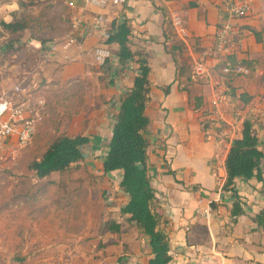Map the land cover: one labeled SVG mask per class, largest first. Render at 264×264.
<instances>
[{
    "label": "rangeland",
    "instance_id": "obj_1",
    "mask_svg": "<svg viewBox=\"0 0 264 264\" xmlns=\"http://www.w3.org/2000/svg\"><path fill=\"white\" fill-rule=\"evenodd\" d=\"M256 1L255 7L258 4L264 8V0ZM67 8L62 0H0L1 40L14 41L12 48L0 51V96L4 92L11 94L12 85L25 79V84L31 90L40 91L46 99L43 119L33 139L22 148L13 164L0 171V264H143L150 256L148 239L121 213L120 206L126 203L127 196L113 185L115 178L120 181V174L112 173L107 180L108 175L99 171L95 160L105 151L101 148L105 143L96 142L95 147L93 143L86 145L83 149L85 158L76 169L55 172L39 181L33 180V174L28 169L29 162L41 156L57 136L95 135L93 117L98 118L100 113L97 111L107 102L105 92L112 80L108 66L101 68L93 59L92 63H87L90 64L89 70L76 72V61L72 55L69 60L43 62L40 46L60 39L69 31ZM250 15V22L258 18V13ZM14 18L28 22V29L10 34L1 22H10ZM224 18L228 21L226 15ZM245 18L241 23L233 21L234 28L239 31L235 37L237 52H244L248 57L251 50L256 69L252 71L246 66L250 74L231 76L244 79L254 88V98L247 106L254 112L253 127L263 140L261 144L264 150V37L262 42L254 41V30L262 26L264 20L260 17L255 25L247 24L249 21ZM189 41L193 52L199 50L202 53L194 61L191 51L186 50L182 58L192 61L188 74H192L195 79L193 84L197 86L189 93L191 104L196 105L194 97L203 96L205 87L211 86L208 78H194L196 64L204 62L212 67L213 76L220 80H223V72L218 57L209 51L215 39L203 49L196 48L192 38ZM65 70L68 71L66 75L63 74ZM206 103H209L208 100ZM206 109L210 110L209 107ZM242 116L239 117L241 120ZM218 122L220 131L230 126L229 123ZM107 125L104 123L106 132L103 134L108 135L110 141ZM225 135L222 147L227 148L229 131ZM150 148L156 154V149L167 151V144L165 141H152ZM168 149L167 155L171 156L174 149ZM103 158L104 155L101 161ZM168 159L165 158V162ZM215 191L221 193L217 183ZM200 201L198 208L202 207ZM227 207L224 204L220 207L222 217L219 221L228 214ZM213 213L210 218L217 217ZM109 220L121 225L119 232L108 228ZM222 232L227 235L228 229ZM261 238L264 239V232H261Z\"/></svg>",
    "mask_w": 264,
    "mask_h": 264
},
{
    "label": "crops",
    "instance_id": "obj_2",
    "mask_svg": "<svg viewBox=\"0 0 264 264\" xmlns=\"http://www.w3.org/2000/svg\"><path fill=\"white\" fill-rule=\"evenodd\" d=\"M70 1L74 2L76 9L85 10L89 19L94 16L96 10L86 5L84 0H62L63 4L66 5ZM191 1L198 3L196 6L190 7L189 2ZM222 2L223 0H128L122 6H110L106 10L114 20L125 18L129 20L131 25L129 42L131 50L133 52L146 50L149 53V62L152 67L151 79L158 86L170 85L168 93H165L162 88H153V100L146 110L151 119V124L145 134L149 142V172L152 176V184L157 202L163 207L168 220L167 226L171 241L170 253L173 256L170 264H264V239L261 238L264 226H259L255 220V216L261 210H264V160L260 166L262 180L256 177L249 180L236 179L235 191L241 198L246 213L239 218L237 223H233L230 216L232 198L229 193L221 195L222 191L219 194L215 191L216 180L212 173L213 155L218 150L214 141L215 136L220 131L218 129L220 123H217L211 131L209 141L204 140L203 130L200 126L203 119L202 110L209 107L206 101L209 102L211 86L207 85L205 87L203 96L201 94V96L194 97L195 99L200 97L203 103L201 109H196V105L191 104V93H189L190 90H196L197 85L193 84L195 79L188 81L185 75L179 76L173 56L165 49L166 45L171 46L172 43H179L184 46L183 55L184 51L190 50L194 61L201 57L202 53L198 52L199 50L193 52V46L189 40L192 38L195 47L198 49L209 47L214 42L217 28L222 22H225ZM70 8L69 6L67 8L69 17ZM173 11L179 12L183 17L190 35L187 40L180 38L171 24V13ZM257 13L258 18L253 22L249 21L251 15L244 17L246 21H249L246 23L256 25L260 17L264 20V8H261L258 4L251 14ZM244 18L235 20V22L241 23ZM259 28L258 31L261 30ZM165 30L169 32L171 37V41L167 43ZM98 42V35L92 30H88L81 38L79 45L71 49L70 55L76 61L74 66L76 72L84 73L89 70L87 68L90 64L87 63H92L94 59L93 49ZM109 45L112 49V58L107 65V71L111 73L112 80L105 92L107 102L102 104L100 110L97 111L100 113L98 118L97 116L93 117L95 120L93 125L95 126V135H89L91 139L89 145L93 143V147H95L96 142L105 143L101 147L105 151L101 152V156L95 160L100 168L99 171L104 175H108L107 180L110 179L112 173L120 174L121 177V172L104 173L103 171L101 157L105 155L109 143L108 135L104 136L103 134L106 132L104 123L108 124L107 134H111L118 99L121 93L132 85L137 68V65L133 64L122 67L117 59L118 45L116 43H110ZM249 53L250 56L247 57L246 53H240L239 51L232 57L235 59L254 58L251 50H249ZM58 59H63V57L58 55L56 60ZM185 61L188 65H191L192 61ZM217 61L221 60L217 58ZM67 73V70L63 71L64 75ZM221 78L227 83L232 82L238 92L247 91L254 96L253 86L244 79H238L231 75L228 77L225 74H222ZM63 79H65L64 76ZM179 82H182V85L186 86L187 89L182 90ZM113 109L114 112H111ZM229 130H231L230 127L224 129L223 133L225 134ZM152 141H165L167 151L156 149L155 154L150 148ZM260 141L263 140L260 138ZM228 146H230V141ZM170 147L174 150L172 155L168 156V148ZM260 147L263 149L262 144ZM165 158L166 160L169 158L168 162L176 171L175 176L168 171ZM119 182L115 178L113 185L116 189H120ZM181 182L185 184L199 183L202 188L198 192L188 191L185 184ZM119 192L124 193L121 190ZM210 199H218L217 201L228 206V214L224 219L219 221V218L222 217L220 215L222 205L216 212L217 217L215 218L214 216L206 218L203 214H200L202 209H200L201 207L198 208L199 201L203 200V202L209 203ZM215 219L217 220L215 221ZM229 221L231 224H225ZM225 228L228 229L227 235L222 232ZM257 234L258 236L252 239ZM148 259L143 264H147Z\"/></svg>",
    "mask_w": 264,
    "mask_h": 264
},
{
    "label": "trees",
    "instance_id": "obj_3",
    "mask_svg": "<svg viewBox=\"0 0 264 264\" xmlns=\"http://www.w3.org/2000/svg\"><path fill=\"white\" fill-rule=\"evenodd\" d=\"M198 2L191 1L189 6H196ZM3 28L10 34H15L28 29V22L14 18L10 22L2 21ZM131 25L128 19H115L112 23L110 38L107 43L118 45L117 59L122 67L133 64L137 65L132 85L123 91L118 99L114 123L111 132V139L107 146L102 164L104 173L121 172L119 188L126 194L127 201L120 208L121 213L135 225L139 233L148 239L150 257L147 264H170L173 260L171 251L170 231L168 220L163 207L157 202L155 189L152 184V176L149 172V142L145 136L150 127L151 119L147 115V107L153 100V88H162L165 93L170 90V85L158 86L151 79L152 67L149 62V53L146 50L133 52L129 45ZM264 35V24L261 30H254L257 42H262ZM0 51L9 50L13 47V40H1ZM166 43L171 41L169 32L165 30ZM182 44L172 43L166 45L165 49L170 53L176 63L179 76L187 75V80L193 79L188 74L191 66L183 60ZM221 64H243L254 71L256 63L253 59H235L230 57ZM226 88V98L231 102H241L249 105L254 96L248 92H238L232 82L223 81ZM182 90L187 87L179 82ZM264 96V92H263ZM200 97H196V109H201L203 103ZM203 119L200 122L203 130V138L209 141L211 131L216 127L218 120L213 117L208 109L202 111ZM253 110H249L242 123L240 136L231 141L226 157L225 168L226 178L221 188L223 193H229L232 198L230 216L233 223L245 215L244 204L235 191L237 178L249 180L256 177L263 179L260 166L264 160V150L261 149V141L253 127ZM226 135L219 131L215 136V145L219 148L223 145V137ZM91 142L90 136L86 134L57 136L48 146L46 151L39 157L33 158L28 169L33 174V180L39 181L49 177L55 172H64L79 167L80 162L85 158L84 147ZM166 167L170 174L176 175V171L169 162ZM178 181V180H177ZM183 183V182H181ZM185 184V183H183ZM188 191L198 192L201 190L199 183L185 184ZM213 212L216 213L223 204L220 201L211 200ZM255 220L259 226H264V210H261ZM109 229L119 232L121 225L114 221H107Z\"/></svg>",
    "mask_w": 264,
    "mask_h": 264
},
{
    "label": "built area",
    "instance_id": "obj_4",
    "mask_svg": "<svg viewBox=\"0 0 264 264\" xmlns=\"http://www.w3.org/2000/svg\"><path fill=\"white\" fill-rule=\"evenodd\" d=\"M84 1L86 5L96 10L94 16L89 19L85 10L76 9L72 1L67 2V5L71 7L69 31L60 39L54 40L46 46H40L43 62L56 60L58 55H61L64 60L71 59V49L79 45L81 38L88 30H92L99 37V42L93 49L94 61L101 68L109 64L112 58V49L107 43V39L110 38L114 18L106 10L110 6H122L128 0ZM255 2L256 0H223L222 10L228 17V21L217 28L215 42L209 47V51L221 60L219 62H226L228 57L237 53L238 47L236 46L235 37L239 31L234 28L233 21L250 15L255 7ZM171 24L180 38L187 40L190 37L183 17L179 12L173 11L171 13ZM221 70L228 77L233 74L243 73L247 75L251 73L250 69L242 64L234 66L223 64ZM193 73L199 79H209L211 84L208 103L210 111L213 117L216 116L217 120L229 123L230 126L228 127L231 130H229L228 139L231 144V141L239 136L242 128L243 120L239 117L244 116L250 108L241 102L229 101L226 98V88L223 80L215 78L212 67L207 66L204 62L197 63ZM8 93L4 92L0 96V171L13 164L22 148L31 142L38 124L43 119L46 107L45 97L40 91L31 90L25 84V79L14 83L11 87V94L8 95ZM228 143L227 148L221 146L213 155L212 172L220 190L226 178L225 162L230 147ZM200 203L202 204L201 213L210 218L213 212L210 202L203 204V200H201Z\"/></svg>",
    "mask_w": 264,
    "mask_h": 264
}]
</instances>
